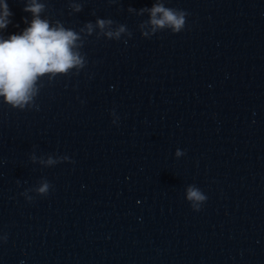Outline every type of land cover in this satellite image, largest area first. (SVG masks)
Listing matches in <instances>:
<instances>
[{
  "label": "water",
  "instance_id": "95a60500",
  "mask_svg": "<svg viewBox=\"0 0 264 264\" xmlns=\"http://www.w3.org/2000/svg\"><path fill=\"white\" fill-rule=\"evenodd\" d=\"M38 2L81 65L0 97V264H264V0Z\"/></svg>",
  "mask_w": 264,
  "mask_h": 264
},
{
  "label": "clouds",
  "instance_id": "9594fccd",
  "mask_svg": "<svg viewBox=\"0 0 264 264\" xmlns=\"http://www.w3.org/2000/svg\"><path fill=\"white\" fill-rule=\"evenodd\" d=\"M43 7L38 0H28L23 11L30 12L32 19L29 21L28 17L21 18L26 27L6 37L0 36V97L13 107L23 106L32 98L38 79L45 74L50 77L64 74L73 66L81 65V58L75 50L76 33L71 29H65L59 23L50 27V22L39 15ZM150 12L153 25L167 24L172 26L173 31H179L183 25L182 14H177L162 5H154ZM157 13L160 14L159 18ZM11 16L7 0H0V30L11 23ZM106 23L111 22L103 19L96 21L100 28ZM87 28L91 32L92 25L89 23ZM188 197L195 201L206 199L198 190L192 188L188 190ZM200 208L199 203L192 205L194 211Z\"/></svg>",
  "mask_w": 264,
  "mask_h": 264
}]
</instances>
